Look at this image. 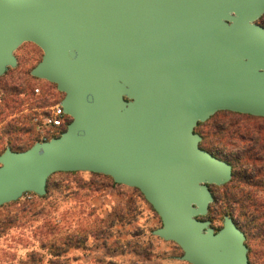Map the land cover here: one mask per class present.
Here are the masks:
<instances>
[{
    "label": "water",
    "instance_id": "1",
    "mask_svg": "<svg viewBox=\"0 0 264 264\" xmlns=\"http://www.w3.org/2000/svg\"><path fill=\"white\" fill-rule=\"evenodd\" d=\"M264 0H0V76L26 42L34 77L56 84L72 117L61 135L0 154V207L44 196L57 172L139 189L154 235L190 264H251L230 215L204 219L233 166L196 131L220 111L264 117Z\"/></svg>",
    "mask_w": 264,
    "mask_h": 264
},
{
    "label": "rangeland",
    "instance_id": "2",
    "mask_svg": "<svg viewBox=\"0 0 264 264\" xmlns=\"http://www.w3.org/2000/svg\"><path fill=\"white\" fill-rule=\"evenodd\" d=\"M258 22L264 26V15ZM15 54L18 65L2 76L0 96L6 93L4 87L13 91L23 85L21 97L25 103L20 111L0 118V148L10 146V142L31 143L39 136L38 122L64 97L56 84L30 74L43 56L39 46L26 42ZM35 88H40V92L36 93ZM11 126L21 133L6 134ZM27 127L32 128V135L26 134ZM196 131L202 136L203 146L214 155L235 158L237 171L246 169L250 175H256L255 169L262 162L249 156L264 146V118L221 111L198 125ZM16 136L22 137L18 143ZM236 181L241 184L234 192L241 195L244 182L240 178ZM233 184L211 186L218 204L209 208L203 218L209 219L215 230L223 226L225 216L220 209L227 194L233 192ZM253 189L257 199L264 200V190ZM44 196L26 193L19 203L0 207V216L13 208L10 212L15 218L0 235V264H16L27 258L31 250L42 253L43 264H49L53 256L48 246L42 247L51 242L61 244L70 237L75 245L67 253L70 264H190L180 259L183 250L179 245L154 235L153 231L162 226L161 218L136 188L115 183L103 174L57 172L49 178ZM31 199L35 202L26 204L23 211L21 208ZM76 241H80L79 246Z\"/></svg>",
    "mask_w": 264,
    "mask_h": 264
},
{
    "label": "trees",
    "instance_id": "3",
    "mask_svg": "<svg viewBox=\"0 0 264 264\" xmlns=\"http://www.w3.org/2000/svg\"><path fill=\"white\" fill-rule=\"evenodd\" d=\"M31 76L32 78H34L32 74ZM1 79L2 76H0V80ZM22 87L23 85L17 86L16 88L13 89V91L12 88L9 89L4 87L6 93L0 96V118H3L4 116L13 113L14 111L21 110V107L25 103V99L21 97V94L24 93V91L21 90ZM24 89H26V87ZM228 112H232V111H228ZM233 113H237V112H233ZM246 115L253 116L250 114H246ZM253 117H258V116H253ZM200 124H202V122H200L198 125ZM17 132L21 133V131L18 130V128L11 126V128L8 129L6 134H10V133L16 134ZM27 133H31L32 135L33 130L31 127L30 128L27 127L26 134ZM15 140H16L15 142L18 143L19 141L22 140V137L16 136ZM38 140H39V136L36 135V137L32 139L31 143L29 144H22V145L12 144L10 141L9 144L13 150L22 151L30 148ZM203 145L204 142L202 141L201 147L208 150ZM5 149H6L5 146L1 147L0 154ZM263 150H264V146L260 148L258 147V151L256 153H251L249 156L250 158L254 159V161L256 162H262V165L259 168L255 169L256 175H250L252 173L248 172L246 169L245 170L241 169L240 171H237L235 162L237 161L238 164V160L235 158H229V159L224 158L225 160L230 162L233 166V177L228 184L232 182H235V184L231 186L232 189L231 191L233 192H231V194H227L226 198L224 199L220 212L224 214V216L225 215L232 216L235 222L237 223V225L245 232L247 236L246 243L249 247V259L251 264H264V200L257 199V197L254 194L255 189H253V187H259L264 190V155L262 154ZM248 152L249 153L252 152V149H249ZM239 178L240 180H242V182H244L243 194L241 195H237L236 192H234L237 190L236 188H238L241 184V183H237L238 181H236V179L239 180ZM32 194H34L38 198L45 197V196H39L35 193ZM34 202L35 201L32 199L28 200L27 203H25L23 205V208L21 209L24 211L25 208H27L28 206L26 204L29 203L30 205L33 204ZM16 203H19V201L17 200L5 205L11 207ZM217 204L218 201L215 198V201L210 205V208H213V206ZM12 209L7 210V212H5L7 213L5 216H0V235L1 233L7 230L8 225L14 222L15 218H13V215H11L12 212H10ZM153 210L155 209L153 208ZM63 240L65 239H62L60 241ZM73 242H74L73 237H70L66 241H63L61 244L51 242L50 244L48 245L46 244L45 246H43L42 248H46L48 246L49 252L53 256V258L50 261H48L49 264H70V260L69 257L67 256V253L70 250V248L75 246L72 245ZM76 242H77V246H79L80 241H76ZM43 260H44V255L42 253H40L39 251L31 250L28 252L27 258L20 259L16 264H43L44 262ZM9 264L12 263L10 262Z\"/></svg>",
    "mask_w": 264,
    "mask_h": 264
},
{
    "label": "built area",
    "instance_id": "4",
    "mask_svg": "<svg viewBox=\"0 0 264 264\" xmlns=\"http://www.w3.org/2000/svg\"><path fill=\"white\" fill-rule=\"evenodd\" d=\"M35 92L39 93L40 88H35ZM72 117L65 113L61 102L52 107L41 121L38 122L37 130L39 133L38 141L49 140L53 137L61 135L67 129Z\"/></svg>",
    "mask_w": 264,
    "mask_h": 264
}]
</instances>
